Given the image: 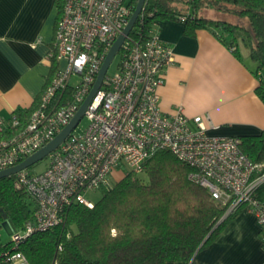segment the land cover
I'll return each mask as SVG.
<instances>
[{
  "label": "built area",
  "instance_id": "1",
  "mask_svg": "<svg viewBox=\"0 0 264 264\" xmlns=\"http://www.w3.org/2000/svg\"><path fill=\"white\" fill-rule=\"evenodd\" d=\"M133 9L128 0H64L48 53L64 63L26 120L17 110L8 118L0 116V170L22 161L69 123ZM154 26L147 36L125 39L118 68L106 73L83 115L89 119L87 127L76 129L79 121L48 154L43 171L32 173L27 167L14 174L15 187L32 196L35 211L1 244L0 264H31L19 247L26 236L63 222L72 203L92 207L87 191L110 186L116 170L123 175L142 172L145 161L161 149L189 164V177L207 187L226 213L241 206L253 210L264 247V200L254 194L264 181V161H252L238 135L208 133L206 115L189 116L181 106L171 113L162 110L159 87L174 53ZM73 76L77 78L71 83Z\"/></svg>",
  "mask_w": 264,
  "mask_h": 264
},
{
  "label": "trees",
  "instance_id": "2",
  "mask_svg": "<svg viewBox=\"0 0 264 264\" xmlns=\"http://www.w3.org/2000/svg\"><path fill=\"white\" fill-rule=\"evenodd\" d=\"M128 1L134 8L138 0ZM56 2L60 14L64 0ZM166 19L183 22L187 35L208 29L237 55L246 52L255 72L262 71L257 90L264 102V0H146L129 38L149 35L154 23ZM122 50L123 46L120 55ZM51 60L53 76L57 59ZM71 91L69 87L67 94ZM36 105L30 111L17 112L26 120ZM238 136L242 151L252 161L263 162L264 129ZM191 171L192 167L170 149L158 150L145 161L142 172L127 170L119 180L100 188L102 194L92 207L70 204L63 222L29 234L19 247L31 264L190 262L241 208L221 220L227 207L207 187L192 180ZM254 194L264 200V181ZM0 208V226L4 213L18 228L33 218L35 201L24 189L15 187L14 175L0 178Z\"/></svg>",
  "mask_w": 264,
  "mask_h": 264
},
{
  "label": "crops",
  "instance_id": "3",
  "mask_svg": "<svg viewBox=\"0 0 264 264\" xmlns=\"http://www.w3.org/2000/svg\"><path fill=\"white\" fill-rule=\"evenodd\" d=\"M60 14L56 0H0V116L8 118L14 110L30 111L38 104L52 75L48 53ZM157 28L174 53L159 87L163 111L171 113L181 106L189 116L206 115L210 134L264 129L260 77L246 52L237 55L208 29L187 35L181 21L159 20ZM56 61L57 68L64 63ZM166 264H264L255 212L241 206L190 262Z\"/></svg>",
  "mask_w": 264,
  "mask_h": 264
},
{
  "label": "water",
  "instance_id": "4",
  "mask_svg": "<svg viewBox=\"0 0 264 264\" xmlns=\"http://www.w3.org/2000/svg\"><path fill=\"white\" fill-rule=\"evenodd\" d=\"M146 0H138L133 12L130 16V19L126 26L123 28L122 32L119 33V35L116 37L114 42L112 43L108 53L106 54L99 73L97 75L96 81L91 88L90 92L85 97L84 101L81 103L80 107L76 111L75 115L72 117V119L67 123L50 141H48L46 144H44L42 147H40L38 150L24 158L19 163L9 166L7 168L0 170V178L6 177V176H12L16 174L18 171L29 167L30 165L34 164L35 162L43 159L46 157L51 151H53L55 148L59 146V144L70 134V132L76 127L80 119L83 117L88 105L92 101L93 97L95 96L97 90L100 88L103 79L108 71L109 66L111 65L114 57L118 54L120 51L125 39L130 34L131 30L136 25V22L145 6ZM1 209V208H0ZM228 213H225L221 220L226 217ZM5 219L1 223V226L5 228V230L12 234L15 224L12 221L11 218L7 217L6 213H4Z\"/></svg>",
  "mask_w": 264,
  "mask_h": 264
},
{
  "label": "rangeland",
  "instance_id": "5",
  "mask_svg": "<svg viewBox=\"0 0 264 264\" xmlns=\"http://www.w3.org/2000/svg\"><path fill=\"white\" fill-rule=\"evenodd\" d=\"M209 13H211V12L209 11ZM213 14L214 15H220V16L222 15V14H219L217 12H213ZM230 18L236 19V17H234V16H231ZM120 57H121V55L118 52V54L114 57L111 65L108 68V71H107L108 73H113L118 68V65L120 62ZM246 60L251 61L249 57ZM78 76H79V74H78ZM76 78L77 77L73 76L71 79V83H73ZM88 124H89V119L87 118V116H83L80 120V123L76 127V129L79 130V129L85 128V127H87ZM49 160H50V157H49V155H47L43 159H41V160L35 162L34 164L30 165L27 169L32 173L41 172L47 167V165L49 164ZM122 175H123V173L121 171L116 170L115 172H113L111 174V181L115 182V181L119 180L122 177ZM101 194H102L101 189H95V190H90V191L86 192V196L93 201L98 199L101 196ZM11 238H12L11 234H9L3 226H0V244L7 243L8 241L11 240Z\"/></svg>",
  "mask_w": 264,
  "mask_h": 264
}]
</instances>
